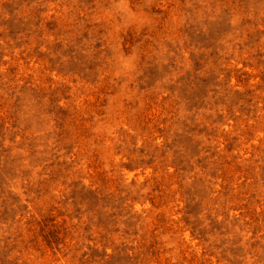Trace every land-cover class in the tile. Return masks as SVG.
Wrapping results in <instances>:
<instances>
[{
    "label": "rangeland",
    "instance_id": "1",
    "mask_svg": "<svg viewBox=\"0 0 264 264\" xmlns=\"http://www.w3.org/2000/svg\"><path fill=\"white\" fill-rule=\"evenodd\" d=\"M0 264H264V0H0Z\"/></svg>",
    "mask_w": 264,
    "mask_h": 264
}]
</instances>
